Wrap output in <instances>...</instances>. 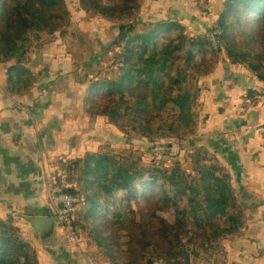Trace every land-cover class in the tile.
<instances>
[{"label":"trees","instance_id":"obj_1","mask_svg":"<svg viewBox=\"0 0 264 264\" xmlns=\"http://www.w3.org/2000/svg\"><path fill=\"white\" fill-rule=\"evenodd\" d=\"M78 2L94 16L117 24L125 21L124 15L138 22L143 6V0ZM63 6V0H0V64L6 66L5 92L10 97L33 89V58L41 56L48 39L75 40L64 50L70 57L72 48L76 49L73 60L87 59L82 46L89 51V59L94 56V47L71 23ZM219 9L211 40L191 36L178 21L141 23V30L134 24L120 26L113 45L124 67L98 82L105 88L103 103L98 105L97 96L90 113L106 117L125 138L136 136L150 144L169 141L171 145L193 135L199 122L200 90L188 82L198 60L212 61L223 53L232 65L245 67L264 84V0H222ZM183 60L186 69L178 64ZM106 63L102 59L99 67ZM165 103L178 110V123H156ZM135 150L104 146L83 158L58 162V169L67 172L72 185L68 192L86 198L71 223L77 246L79 242L86 245L94 264L103 259L111 264H195L209 262L210 253L217 264L220 256L225 257L218 254L222 241L239 235L243 228L226 170L203 152L185 153L183 163L176 160L169 168L154 163L145 167ZM184 164H189L188 170ZM134 188L141 195L127 197L121 205L123 194ZM171 210L177 220L175 246L161 231L158 216ZM117 222L127 234L124 246L116 244L122 239ZM31 243L20 227L0 219V264H39ZM174 247L176 251L169 252Z\"/></svg>","mask_w":264,"mask_h":264},{"label":"crops","instance_id":"obj_2","mask_svg":"<svg viewBox=\"0 0 264 264\" xmlns=\"http://www.w3.org/2000/svg\"><path fill=\"white\" fill-rule=\"evenodd\" d=\"M204 1L208 3L203 7L205 11H198L197 2ZM214 1L143 0L138 21L147 23L151 17L178 21L188 31L183 20L192 16L194 9L195 21L190 23L196 34L190 35L208 36L211 40L220 11H215ZM79 27L85 33L82 24ZM48 40L45 52L49 59L36 66L33 62L34 86L28 94L10 97L5 92L6 66L0 64V219L21 228L36 249L39 264H94L86 245L80 242L79 246L69 248L62 242L59 251L43 249L31 226L21 217L55 215L48 182L58 162L83 158L104 146L130 147L133 141L126 144L128 138L106 117L90 113L97 98L98 105L103 103L105 88L98 86V82L106 78L105 71L111 77L107 66L99 67L103 58L94 57L84 63L87 61L73 60L64 54L65 57H54L51 53L58 45ZM61 43L60 52L64 53L66 45ZM193 73H197L194 80L200 90L199 122L195 133L180 141L181 146L184 142L185 152L165 159L171 164L185 153L203 152L226 170L243 216V228L239 235L222 241V251L217 253H224L225 257L220 256L217 264H264L261 209H244L239 205L241 200L254 196L264 199V136L255 131L264 123V104L245 114L238 113L246 95L264 94V84L245 67L232 65L223 53L212 61L198 60ZM115 226L123 236L126 231ZM33 234L37 240L31 238ZM215 257L210 253L209 262L198 260L195 264H215Z\"/></svg>","mask_w":264,"mask_h":264},{"label":"rangeland","instance_id":"obj_3","mask_svg":"<svg viewBox=\"0 0 264 264\" xmlns=\"http://www.w3.org/2000/svg\"><path fill=\"white\" fill-rule=\"evenodd\" d=\"M103 2H105L104 3L105 5L107 4L106 1H103ZM63 3H64L63 9L65 11H67L69 13V15L71 16V23L76 25L78 28H80L79 26L82 24L83 30L87 34V35L85 34L86 37L88 36L87 38L89 39L90 43L92 44V46L95 49L94 50V56L91 59H89L88 58L89 51L87 50V48L85 46H82L81 51L83 53V57L87 58L86 59L87 62H84V63H88L89 61H92L94 57H98L99 59L103 58L104 60L108 61V63H106L107 69H108V74L111 76H113L114 73L117 74L119 72V70H117L115 68V63L118 59H120V53H119L118 47L113 45V43H114V41L117 40V36L119 35V32H120V26L128 25V24H134V26H140L141 22H139V21L136 22L135 17H130L128 15H124V16H122V19L125 20L123 23L118 22L119 24L115 23V25H118V26H111V25H109V24H112V22L110 23V20H108V19L106 20L104 18L101 19V18H99V16H94L92 13L87 12L86 9H84L83 5L78 2V0H63ZM108 4H110V3H108ZM212 4H213V7L215 8V11H216V8L219 9L221 7L222 0H215ZM207 5H208V3L206 4L205 1L202 3L197 2L196 7L198 8L197 9L198 11H205V8H203V7H206ZM201 7H202V9L199 10V8H201ZM191 13H192L191 14L192 16H190L189 18H184L183 21L188 25L187 26L189 29L188 33L189 34H191V33L196 34L194 27L190 23V21H193V22L195 21V20H193L194 16L196 15L194 13V9H192ZM143 15H145V14H143ZM138 18H139V16H138ZM156 18L157 17H151L147 21L153 22V23L163 21V20H161V18H159V20ZM142 19H143V16H142ZM198 19L199 18H197L196 20H198ZM114 27H116V28H114ZM141 29H143L142 26H141ZM141 29L139 27V30H141ZM198 29H202V27L199 26ZM89 37H91V38H89ZM51 40H52L50 42L51 44L56 43L58 45L56 47V49H54V51L51 53V56H54V57L64 56L65 54L60 52L61 51L60 49L62 47V43L60 42L61 40L57 39V38L54 40L53 39H51ZM70 40H72V41L68 40V41L64 42V44L66 45L64 50L68 49L67 47H70V46L72 47L71 43L75 42V40H73V39H70ZM53 47H54V45H53ZM75 50L76 49L73 50V48H72L70 58H72V55H73ZM39 57L42 60L43 59H46V60L49 59V56L45 52V49L42 51L41 56L40 55L37 56V58H39ZM79 63H81V62H79ZM178 64L186 69V67H184V65H185L184 60L182 61V64H180V62ZM36 65H38V63H34V66H36ZM70 65L72 66L71 62H70ZM95 70H96V68H94L93 72ZM194 70L195 69H193L191 72H189L190 78H189L188 82L193 87H196L197 83L195 84L196 79L194 80L193 74L197 75V73H193ZM105 73H106V71L104 72V75H105ZM159 117H160V120L157 121L156 123H159L161 121L163 123H167V124L178 123L177 122L178 121V110L174 109L171 104L165 103L163 106L161 115H159ZM156 123H154V126L156 125ZM133 138L128 139V141L126 140L125 143L131 144L133 141V145H130V147H133L137 150V152L139 153L138 156L140 155V158H142V161H143L142 163L145 167L152 165V163H154V164H162L161 165L162 168H165V167L169 168V167L173 166V164L176 162V160L179 161L180 163L184 162L186 154L182 155L181 158L179 157V158L173 160V162L171 164H169L168 160L165 159V156L166 157H171L172 155H178L179 156L181 154V152H185L186 147L183 148L181 146V144H180L181 140H174V144L170 145L169 143H171V142H169V141H161L159 143L157 142V144H150L147 142H142L143 140H141L140 138H137V139H133ZM185 138H187V136L184 137V139ZM161 143H163V144H161ZM130 147H129V149H130ZM185 165H188V168L186 169V170H188L189 164H184V166ZM140 192H141L140 190H137L136 188H134L132 190V193H130V194L124 193L122 201H121V205L123 204V206H124L126 204L127 197H131L132 195H141ZM164 194L166 195V197L168 199L172 198V194L170 192L166 191V192H164ZM183 206H184V204L180 205L179 207L183 208ZM140 207H142V206H140ZM260 209H261V212L264 210V208H260ZM158 216L160 217L161 222H162L161 231H163V233L168 235V237L170 238V240L172 241V243L175 246V243H177L179 241V238L176 235V222L175 221H177V220H176L175 212L173 210H171V211L166 212V213H159ZM116 225L118 227H121L120 223H118V222L116 223ZM31 238L33 240H37L36 236L34 234L32 235ZM127 240H128L127 234L125 232V234L122 236V239L120 240V242L118 241V242H116V244L120 245V246H124L121 244H125L127 242ZM169 250H170L169 252L174 253L173 251H176V247H174V249L169 248ZM89 251H91V250H89ZM100 264H111V263H109L107 259H103V262ZM158 264H161V263L159 262Z\"/></svg>","mask_w":264,"mask_h":264},{"label":"built area","instance_id":"obj_4","mask_svg":"<svg viewBox=\"0 0 264 264\" xmlns=\"http://www.w3.org/2000/svg\"><path fill=\"white\" fill-rule=\"evenodd\" d=\"M215 34H221L216 30ZM124 62L120 58L115 63V68L121 70ZM264 104V94L253 96L246 95L238 106V113L245 114L250 108ZM255 131L264 136V123ZM72 188L69 183V177L66 171L55 168L51 171L48 182V195L51 206L56 211V217L59 219L62 242L66 247L78 245L77 239L73 234L71 223L75 215L86 205V198L81 194H70L68 191ZM261 220L264 222V210L261 212Z\"/></svg>","mask_w":264,"mask_h":264},{"label":"water","instance_id":"obj_5","mask_svg":"<svg viewBox=\"0 0 264 264\" xmlns=\"http://www.w3.org/2000/svg\"><path fill=\"white\" fill-rule=\"evenodd\" d=\"M51 40H48L50 42ZM34 63L42 64L43 60L39 58L33 59ZM46 68V67H45ZM197 80H195V84ZM184 148V142L182 143ZM188 168V165L183 167L184 170ZM239 205L244 209H259L264 207V199H259L254 196L251 200L244 201L241 200ZM26 223H28L33 229L37 236L40 245L46 249H52L54 251H59L62 246V235L60 230L59 219L56 216H46V217H21Z\"/></svg>","mask_w":264,"mask_h":264}]
</instances>
